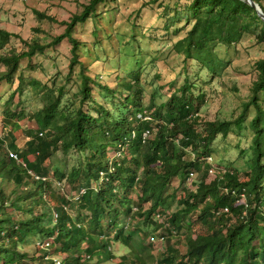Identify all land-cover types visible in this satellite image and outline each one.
Returning a JSON list of instances; mask_svg holds the SVG:
<instances>
[{"label": "trees", "instance_id": "16d2710c", "mask_svg": "<svg viewBox=\"0 0 264 264\" xmlns=\"http://www.w3.org/2000/svg\"><path fill=\"white\" fill-rule=\"evenodd\" d=\"M105 1L89 0L60 21L64 30L48 43L22 40L21 51L5 48L15 34L0 28V83L12 81L20 58L63 39L70 46L66 77L78 78L73 109L65 113L59 112L62 86L28 77L23 88L25 77L17 78L19 92L32 87L41 106L25 113L35 127L22 145L13 135L16 113L4 111L11 126L0 130V264H264V57L254 63L240 110L211 120L200 114L206 93L187 65L200 68L194 77L202 69L219 76L230 61L215 48L235 46L247 35L264 49V19L243 0H148L144 6L159 2L165 33L176 36L179 20L190 24L171 44L183 56V80L179 86L171 80L166 98L156 103L154 93L145 101L144 84L158 74L140 77L155 57L136 60V69L116 76L118 87L104 83L109 75L100 71L87 74L78 60L86 43L74 29L90 20L95 34L102 15L97 5ZM252 1L264 14V0ZM229 135L245 159L243 169H219L208 160L212 141ZM193 174L189 189L184 185Z\"/></svg>", "mask_w": 264, "mask_h": 264}, {"label": "rangeland", "instance_id": "374dc122", "mask_svg": "<svg viewBox=\"0 0 264 264\" xmlns=\"http://www.w3.org/2000/svg\"><path fill=\"white\" fill-rule=\"evenodd\" d=\"M147 1L106 0L99 3L97 12L102 15H99L97 19L98 27L95 34L94 24L90 20L78 25L74 33L78 39L86 43L79 47L77 53L78 60L87 67V74L93 75L100 71L101 74L109 75L104 78V83L114 87H118V85L115 86L116 76L137 68L136 60L147 62L151 57H155L154 66L152 68L148 66L146 69L150 70L144 71L140 77L142 81L144 77L151 79L153 74H158L157 80L144 84V97L147 101L150 94L154 93L155 102L159 103L166 98L171 80L176 81L175 86H179L183 80L184 74L181 71L183 56L175 54L171 44L186 33L190 24L179 20L174 25V28L179 30L176 36L165 33L162 28L163 20L158 17L161 11L159 2L144 6ZM88 2L89 0H0V28L15 34L5 48L12 47L16 51H21L26 48L22 40L36 39L43 44L48 43L54 35L64 30V25L60 21L68 20L72 13L81 11L83 4ZM35 10L54 17L57 22L46 18L39 19L35 15ZM69 48L68 42L63 39L55 46H47L44 53H36L31 58H20L12 74V81L0 83V130L6 131L11 126L5 122V109L15 112L13 121L17 122L19 128L13 130V135L19 145L24 143L26 132L35 127L34 121H28L25 113L28 110L38 109L41 102L35 96L32 87L19 92L18 76L21 74L25 77L21 84L23 88L24 84L31 82L29 78L37 79L42 84L54 88L62 86L59 112L65 113L66 108L73 109L70 94L76 90L78 78L72 76L67 79L66 77L70 57ZM215 51L220 57L230 61L219 76H211L202 69V72L194 77L192 73L200 68L187 60L190 79L198 81V87L206 93V101L200 109V114L204 119L209 120L228 118L240 110L241 104L247 101L250 94L251 80L255 76L254 63L257 59L264 57L263 47L254 44L247 35L235 46H217ZM28 64L32 65L31 68ZM75 67L77 69L78 65ZM3 68V65H0V70ZM261 97L264 99V92ZM235 139L229 135L226 138L218 136L212 141L211 155L208 160L214 167L219 169L225 165L238 169L245 167V159L238 155L235 146L229 144L234 143ZM112 154H114L113 151H107V155ZM56 156L60 158V154ZM195 179V174L189 176L184 186L194 189ZM167 190L171 192L172 187ZM178 194L179 191L176 196ZM171 203L170 211L176 210L178 206L175 199H172ZM157 233L166 234L161 230ZM160 245V241L155 242L154 253ZM111 248L117 254L123 252V249L116 244H113ZM92 264L109 263H96L94 260Z\"/></svg>", "mask_w": 264, "mask_h": 264}, {"label": "water", "instance_id": "95a60500", "mask_svg": "<svg viewBox=\"0 0 264 264\" xmlns=\"http://www.w3.org/2000/svg\"><path fill=\"white\" fill-rule=\"evenodd\" d=\"M246 1L247 3H249L252 7H254L256 9V11L258 12V14L262 17V19H264V14L262 13V11L260 10V8L256 5V3H254L252 0H243Z\"/></svg>", "mask_w": 264, "mask_h": 264}, {"label": "built area", "instance_id": "2783aa9c", "mask_svg": "<svg viewBox=\"0 0 264 264\" xmlns=\"http://www.w3.org/2000/svg\"><path fill=\"white\" fill-rule=\"evenodd\" d=\"M13 156L15 157V155L13 154Z\"/></svg>", "mask_w": 264, "mask_h": 264}]
</instances>
